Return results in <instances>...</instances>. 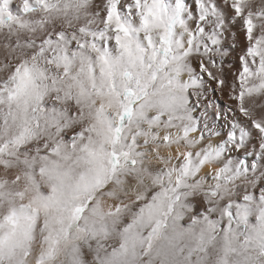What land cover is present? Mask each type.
I'll use <instances>...</instances> for the list:
<instances>
[{
  "label": "snow or ice",
  "instance_id": "obj_1",
  "mask_svg": "<svg viewBox=\"0 0 264 264\" xmlns=\"http://www.w3.org/2000/svg\"><path fill=\"white\" fill-rule=\"evenodd\" d=\"M0 52V264H264V3L0 0Z\"/></svg>",
  "mask_w": 264,
  "mask_h": 264
},
{
  "label": "bare ground",
  "instance_id": "obj_2",
  "mask_svg": "<svg viewBox=\"0 0 264 264\" xmlns=\"http://www.w3.org/2000/svg\"><path fill=\"white\" fill-rule=\"evenodd\" d=\"M17 2H18V0H17ZM253 3L254 4L264 3V0H253ZM229 40L231 42V38H229ZM0 59H2V52H0ZM228 59L234 64L235 61H236V54H233V56L229 57ZM221 99L226 102V97H221ZM254 100H255V98H254ZM255 103H257V104L264 103V99L255 100ZM261 113H264V109L258 108L257 109V116H259ZM162 151L166 152L167 150H162ZM172 163L175 164L176 161L173 160ZM162 166H163L162 162H159V161H156V160H148V161H146V167L159 168V167H162ZM132 184L135 185L136 181L134 179L130 178V184H129L128 187H129V192H131V193L133 192L132 189H131L132 188L131 186H133ZM128 202H129V200H128ZM125 219H127V217ZM182 223H188V220L185 219V221H183Z\"/></svg>",
  "mask_w": 264,
  "mask_h": 264
},
{
  "label": "rangeland",
  "instance_id": "obj_3",
  "mask_svg": "<svg viewBox=\"0 0 264 264\" xmlns=\"http://www.w3.org/2000/svg\"><path fill=\"white\" fill-rule=\"evenodd\" d=\"M132 185L134 186V187H133V186H131V187H132L131 189H132V191H133V189H135V188H136V184H135V185H134V184H132ZM132 193H133V192H132ZM132 198H134V196H133ZM125 202H126V203H128V200H126ZM129 202H130V200H129ZM184 224H185V225H187V223H184Z\"/></svg>",
  "mask_w": 264,
  "mask_h": 264
},
{
  "label": "clouds",
  "instance_id": "obj_4",
  "mask_svg": "<svg viewBox=\"0 0 264 264\" xmlns=\"http://www.w3.org/2000/svg\"><path fill=\"white\" fill-rule=\"evenodd\" d=\"M133 196H134V193L129 192V197H128V199H131Z\"/></svg>",
  "mask_w": 264,
  "mask_h": 264
}]
</instances>
